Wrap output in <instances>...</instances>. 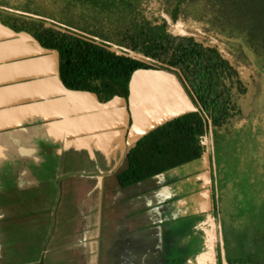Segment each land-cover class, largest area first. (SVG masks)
I'll use <instances>...</instances> for the list:
<instances>
[{
    "label": "crops",
    "instance_id": "0c3cea01",
    "mask_svg": "<svg viewBox=\"0 0 264 264\" xmlns=\"http://www.w3.org/2000/svg\"><path fill=\"white\" fill-rule=\"evenodd\" d=\"M7 16L0 9V264H166L172 188L158 178L122 188L118 176L143 136L192 111L178 81L136 72L128 101L100 104L68 90L58 53Z\"/></svg>",
    "mask_w": 264,
    "mask_h": 264
},
{
    "label": "trees",
    "instance_id": "16d2710c",
    "mask_svg": "<svg viewBox=\"0 0 264 264\" xmlns=\"http://www.w3.org/2000/svg\"><path fill=\"white\" fill-rule=\"evenodd\" d=\"M21 1L0 0V9L13 14L30 13V4L21 5ZM66 1L77 8L74 21L66 18L59 24L68 31L70 26L76 25L73 29L83 37L122 50L137 51L172 65L178 63L169 53L164 57L158 52V31L138 29V0ZM207 1L213 3L216 18L225 26L242 31L258 58L264 60V0ZM179 12L185 15V11L177 7L170 14L171 18L176 20ZM1 21L15 31H22L17 28L14 18L4 17ZM162 35H166L163 29ZM34 37L43 48L58 53L62 84L70 91L94 94L100 104H109L117 98L128 101L135 73L149 68L142 62L117 56L78 37L57 39L50 31ZM207 42L206 53L199 63L185 65L183 75L212 120L216 146L223 135L232 134L237 122L253 114L264 118V87L261 94L258 89L262 81L260 66L264 63H244L222 42L213 39ZM206 133L198 113L181 115L152 130L129 150L128 168L118 176L120 186L131 187L190 163L205 161ZM206 204L207 211L214 212L216 206L212 196ZM222 207L221 197V212ZM229 264L240 263L229 261Z\"/></svg>",
    "mask_w": 264,
    "mask_h": 264
},
{
    "label": "rangeland",
    "instance_id": "374dc122",
    "mask_svg": "<svg viewBox=\"0 0 264 264\" xmlns=\"http://www.w3.org/2000/svg\"><path fill=\"white\" fill-rule=\"evenodd\" d=\"M28 4L30 13L16 12L14 15L13 12L5 11L8 18L17 20L19 30L27 31L33 36L50 31L57 39H64L66 36L76 38L74 34H79L73 29L76 25L70 26V31L59 26L66 18L74 21L77 8L70 1H21V5ZM136 6L140 14L138 29L158 31V52L164 57V54L169 53L178 63L172 65L153 59L179 70L182 75L185 65L199 63L206 53L209 39L222 42L244 63H264L255 54L242 31L233 30L216 18V11L210 1L138 0ZM177 7L185 11V15L179 12L176 20H173L170 14ZM74 23L77 24L78 21ZM162 29L166 35H162ZM143 64L149 68L138 72L151 77H164L172 82L178 81L183 97L191 102L192 107H198L194 92L180 74L160 66ZM260 67L262 81L258 89L261 94L264 87V66ZM260 113L262 114V109ZM258 115L253 114L248 119L237 122L231 135H223L215 146L214 156L209 145L205 161L211 174L212 192L209 193L204 181H199L201 176L197 171L204 170L202 162L173 169L158 178L163 188H172L175 198L172 205L166 206L164 211L166 264H224L220 231L223 233L225 260L228 264L229 261L264 264V118ZM214 163L217 167L216 176L213 172ZM210 196L216 206L214 212L207 211L206 202ZM221 197L222 212L219 210ZM212 223L215 240L211 234Z\"/></svg>",
    "mask_w": 264,
    "mask_h": 264
},
{
    "label": "water",
    "instance_id": "95a60500",
    "mask_svg": "<svg viewBox=\"0 0 264 264\" xmlns=\"http://www.w3.org/2000/svg\"><path fill=\"white\" fill-rule=\"evenodd\" d=\"M68 32V31H67ZM76 37L78 38H81L87 42H90L102 49H105L111 53H114L116 54L117 56H120V57H124V58H127V59H131V60H134V61H138V62H142V63H148V64H151V65H154V66H160V67H163L165 70H168L170 72H174L175 74H180L179 76L182 77V80L185 81V83L187 84V86L191 89V87L189 86V84L187 83L185 77L180 73L179 70L175 69V68H172L168 65H165L151 57H148V56H145L139 52H135V51H126V50H122L120 48H117V47H114L112 45H109L107 43H104V42H100V41H94L92 39H89L87 37H83L81 35H77V34H74ZM192 90V89H191ZM196 100V96L194 97ZM197 104H198V107H192V111L191 112H188V113H198L200 118H201V121L205 124V130H206V137H205V140H204V145L206 146L207 148V156H208V153H209V149L211 147L212 149V152H213V156L215 154V140H214V131H213V123H212V120L211 118L206 114L204 108L202 107V105L198 102V100H196ZM187 114V113H186ZM156 129V128H155ZM151 132V131H150ZM210 145V147H209ZM215 158V157H213ZM213 172L216 176V172H217V167L214 163V166H213ZM213 225V231H212V238L214 239L215 238V233H214V224L212 223ZM220 230H221V224H220ZM220 237H221V242H222V255H223V260H224V264H228L227 261L225 260V248L223 246V233L222 231H220ZM215 240V239H214Z\"/></svg>",
    "mask_w": 264,
    "mask_h": 264
},
{
    "label": "bare ground",
    "instance_id": "6f19581e",
    "mask_svg": "<svg viewBox=\"0 0 264 264\" xmlns=\"http://www.w3.org/2000/svg\"><path fill=\"white\" fill-rule=\"evenodd\" d=\"M216 237V236H215Z\"/></svg>",
    "mask_w": 264,
    "mask_h": 264
}]
</instances>
